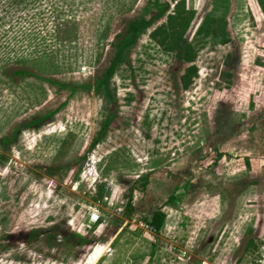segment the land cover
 <instances>
[{
    "label": "rangeland",
    "instance_id": "rangeland-1",
    "mask_svg": "<svg viewBox=\"0 0 264 264\" xmlns=\"http://www.w3.org/2000/svg\"><path fill=\"white\" fill-rule=\"evenodd\" d=\"M165 3L108 89H95L126 23ZM177 5L193 12L183 38L197 74L186 88L190 63L149 35ZM205 17L219 21L214 36L199 31ZM5 136L0 264H95L102 254L97 264H264L257 0H0ZM157 208L155 231L146 220Z\"/></svg>",
    "mask_w": 264,
    "mask_h": 264
},
{
    "label": "trees",
    "instance_id": "trees-1",
    "mask_svg": "<svg viewBox=\"0 0 264 264\" xmlns=\"http://www.w3.org/2000/svg\"><path fill=\"white\" fill-rule=\"evenodd\" d=\"M260 8L264 11V0H257ZM158 8V12L155 13L151 18L147 19L144 15H140L129 20L126 23L125 31L122 35L118 37L116 42L113 43V55L109 61V65L104 70L102 76L96 78L94 83V88L99 89L100 87H104L108 89L109 78L114 72L117 65L123 60L124 52L128 49V47L133 44L138 37V35L146 29L155 19L160 18L166 10L168 9V5L156 4ZM175 10L171 14H167V20L165 24H161L156 27L154 30L150 32V37L154 39L163 49L169 51L174 50L177 58L181 62L190 63L182 73L180 80L182 86L184 88L188 87L191 83L192 78L197 74V68L195 65L191 64L195 58V50L184 38L183 33L189 23L191 15L193 12H185L180 5L175 6ZM219 21L213 17H205L199 27V31L204 35H215L216 29L219 28L216 25ZM224 36V35H223ZM226 38H222L221 42H225ZM17 75H22L28 73L26 70L19 69L14 71ZM59 87H66L63 82L58 83ZM41 118H33L24 124L22 127H32L39 123ZM110 118H107L106 121L103 122L100 127V131L103 132ZM100 132V133H101ZM96 140L92 143L94 144ZM0 143L4 145H8L10 143V137H2L0 138ZM166 201L175 202L177 198H168ZM165 214L160 209L157 208L150 214V217L146 220L147 224L150 225L155 231H158L162 225ZM28 236L36 237L38 236V231L34 230L28 233Z\"/></svg>",
    "mask_w": 264,
    "mask_h": 264
},
{
    "label": "crops",
    "instance_id": "crops-1",
    "mask_svg": "<svg viewBox=\"0 0 264 264\" xmlns=\"http://www.w3.org/2000/svg\"><path fill=\"white\" fill-rule=\"evenodd\" d=\"M98 246H100V245H98ZM103 247H105V245H103ZM103 253H104V251H103ZM102 256H103V254L98 258V260L95 262V264H97L101 260ZM120 264H124V262H121Z\"/></svg>",
    "mask_w": 264,
    "mask_h": 264
},
{
    "label": "built area",
    "instance_id": "built-area-1",
    "mask_svg": "<svg viewBox=\"0 0 264 264\" xmlns=\"http://www.w3.org/2000/svg\"><path fill=\"white\" fill-rule=\"evenodd\" d=\"M92 219L95 221L97 219V216L95 214H92ZM150 226V225H149ZM151 227V226H150Z\"/></svg>",
    "mask_w": 264,
    "mask_h": 264
}]
</instances>
